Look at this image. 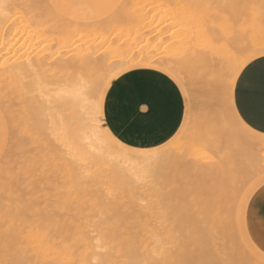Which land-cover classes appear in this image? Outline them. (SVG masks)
<instances>
[{"label":"bare ground","instance_id":"obj_1","mask_svg":"<svg viewBox=\"0 0 264 264\" xmlns=\"http://www.w3.org/2000/svg\"><path fill=\"white\" fill-rule=\"evenodd\" d=\"M138 1H132L135 8L129 11L126 10V1H124L125 3H121L123 4L121 7H117V9L115 8L116 10L111 12L109 18L104 17L106 18L105 21L101 22V20H104V18H101L100 23L96 22L97 28L100 29H95L94 26V30L90 26L89 29L91 28L92 30H89L87 27L90 21L84 23V21L78 19H74L75 21L72 19L70 21L67 20L63 23H58L59 20L54 19L53 21L51 20L52 25H50L48 18H53L56 14L54 16L50 14L51 12L47 8L48 5L46 6L43 0H0V45L5 48L12 41V45L17 46L18 49L16 55L14 54L15 58L12 63L0 71V111L7 117L12 126V140L9 142L13 145L10 146L8 144L5 152L11 151L15 143L17 149H20L21 153L26 155L27 160L32 159V164H29V167H33L29 168L31 173L38 165L37 170L40 168L43 174L52 172L50 177L53 182L60 177L59 181L63 185L61 187L62 185L60 184V187L61 190L64 189L62 192L58 191L59 187L56 186L58 188L56 190L61 195L62 193L64 194L62 198H60L61 196L58 197L59 194H57V199L59 200L60 198V203L62 201L59 205H63L64 211L75 210L72 219H61L54 230L44 229L42 233L29 231L22 222L14 223L19 224L17 227L19 231L14 229L17 232H13L12 235H0V264H158L157 257L166 258L167 256H172L170 252L166 251L164 243L159 240L160 232L158 230V221H156L157 218L155 220L150 218L154 210L150 213L145 211V207H142V201L140 200L144 183L141 185L140 182L146 179L143 178V174L147 173L143 170L144 168L149 170L157 166L158 162L166 160L167 157L165 155H169V149H172L173 145H176V147L173 146V150L174 148L177 150V145H179L180 141L175 139L183 131L184 133L187 130L190 132L188 126L191 123V116L188 113L185 114L184 122L179 130L180 133L171 139L175 140L174 144L172 143L170 146L168 141L163 145L151 148L130 146L116 138L107 127L103 128L104 126L100 125L102 123L103 106L107 91L114 80H117L123 74L135 70H155L174 79L177 76H174L176 74L174 73V64H176L174 57L177 59L184 55L182 53L179 56L174 55L180 52L174 50L177 52L173 51L174 53L171 52V54L167 52V55H169L163 56V61L160 60V57L150 56V54L145 55L146 50L144 51L143 49L142 51H139L141 49H136L135 51L137 52L130 55L136 40L138 39L140 42V39H142L137 36L138 32L136 31L146 26L149 29L155 16L160 15L155 25L157 24V29L159 27L161 31L173 26L174 20L178 18L174 13V2H171V0L167 1L173 5H171L172 7L162 5V7L160 6L161 8L158 7L159 10L155 7V11H150V14L149 8L153 7L150 3L156 5L155 3L161 2V0H149L148 2L143 1V3ZM141 4L146 6L150 4L151 6H147L149 10H146L147 7L146 9L143 6L138 7ZM142 8L143 10H141ZM160 12L162 13L160 14ZM49 14L51 17H48ZM147 14L148 16L150 15L151 19L146 24L145 16ZM239 29L236 36L240 39L241 45L237 47L236 52L232 53L228 59L223 60L220 58V53L213 52L211 56H209V52L206 54L207 50L211 49H207L206 52H200L201 50L194 51L192 52L193 55H190L192 62L194 61L193 63L199 66L204 65L202 62L206 59L208 64L213 65V67L218 66L222 71H226L225 75L227 78L225 79L227 80L225 82V75L224 77L222 75L218 79H213V81H205L202 77H198L195 81H198V90L203 92L205 96L215 91L221 94L219 87L223 85L225 96L229 93V99L232 104L234 102L236 79H232L230 90L225 85L232 77L233 70L237 64L243 63L250 56L249 63L262 57L259 53L261 49H264V43L247 40L244 31L241 30L242 33L240 34ZM87 32H89L88 36H85L87 39L83 40L84 42L86 40L83 51L60 59V61L54 62L52 60L51 52L54 49L59 51L74 42L76 45L79 41L76 39H79V37L83 39L82 37L84 36L81 35H85ZM91 32H94L93 35L95 37L92 36ZM131 32L136 37H133V40L131 39L128 42V39L124 41L123 36L128 35V33L132 34ZM90 33L91 37H89ZM65 35L68 37H64ZM170 35L172 36V34ZM145 36H143L144 40ZM121 39L123 42H121ZM147 39L144 42H148L150 36ZM217 39L219 40L216 35ZM213 40L209 39V41ZM164 41L161 42L164 43ZM139 42L138 44H141ZM213 43L211 44L212 47ZM207 44L209 45V43ZM146 45L149 44L146 43ZM101 50L102 52H100ZM138 51L140 55L143 53V56L138 57L139 59L135 60L136 63H134L135 61H130L132 57L130 60H126L129 55L133 56L136 54L138 56ZM152 52L153 50H150L149 53L153 54ZM239 53H246V59L236 58ZM252 53L257 54L252 55ZM108 54H111L109 58L114 57L115 59L117 57L118 63L109 62L111 59L107 57ZM158 54L160 53L157 52L155 55ZM179 58L176 61H179ZM114 59L112 60L114 61ZM172 70L173 72H171ZM236 75L239 76L240 74L237 73ZM176 78H179V76ZM184 84L180 85L182 87V90L181 87L180 90L186 96L187 104L190 105L188 97H190L191 91ZM215 87H218L217 90ZM215 93L213 97L217 99L218 96H215ZM210 94V97L206 98L209 106L214 99ZM93 95H97L98 99L97 97L96 99L99 100V103L95 101L96 103L91 105L89 100H92ZM91 111L95 116L91 117L93 115ZM231 112L232 116L239 121L245 130L254 132L239 118L233 105ZM220 129L223 133L228 132L225 127L222 129L221 126ZM214 133L216 134L217 132L214 131ZM257 135V137L253 138L252 144H250L255 149L251 156L255 164L254 168L259 169V173H263L264 171L260 170L264 165L260 160L264 161V155L262 157L260 155L256 156L255 146H257V150L259 146L264 147V139L261 138L264 136ZM24 138L30 140V143L35 145V147L32 149L23 148L21 141H25ZM99 141L103 142L102 144L100 142L103 146L98 145ZM104 144H109V146L105 147ZM110 144L116 148L113 149ZM102 148H105V152H103L104 149L101 150ZM30 152H32V155ZM34 164L37 165L34 166ZM205 164H203L204 166L202 165L204 168L199 165L203 168H200L203 175L208 174V172L211 173L220 167L216 163H214L216 166L212 163ZM152 170L148 171V176L149 174L153 176ZM53 173L59 177L53 176ZM261 173L259 181L257 180L258 182L243 194L240 193L238 198L237 196L235 197L233 192V200L226 196V192L228 191L229 193L230 191L227 183L228 185L231 183L228 179V182L224 183L228 187L225 186L227 190L224 194L226 195L222 193L224 191L216 194V190H212V192L215 191L214 198H216L213 199V204L210 203V205L204 206L205 208H210L207 214H205L207 210L203 206L202 209L198 208V211L201 210V212H203L204 208L203 214H205V217L202 214L201 224H198L195 220L192 222V219L191 221L183 219L185 228L179 224L183 230L186 229L181 252L185 254L187 251L189 252L188 254H190V251L191 253L193 252L189 259L194 255L193 258L196 259V263L193 261L192 264H229V260L234 258V260H237V258L239 261L241 260V263L243 258L245 262V259H247V264H264V253L254 245L245 227L246 209L250 198L257 188L264 184V175ZM219 176V174L216 175V177ZM52 177H56V180L54 181ZM45 179L46 177L44 181H46ZM213 179V183L220 181V178H218L219 180ZM153 181L151 179L150 182L154 184ZM208 183L210 187L211 182ZM147 184L145 183V185ZM233 184L235 185L236 182ZM233 184L232 186H234ZM219 186V189L223 190L224 186L223 188H221V184ZM147 187L148 189L146 190H149V186ZM202 189L200 188V190ZM156 193L159 194V198L160 192ZM197 197L196 207H201L198 204L203 198ZM146 198H142L144 203ZM205 198L208 199L207 196ZM236 199H238V203L235 206ZM156 200L158 199L156 198ZM207 201L205 200L204 204ZM193 202H191L192 205ZM188 205L189 209L191 205L189 203ZM150 208L153 209V207ZM85 209H89L90 212L86 214L88 211ZM193 210L195 211L194 208ZM234 210L235 212H233ZM91 211L96 213H91ZM189 211L191 210L189 209ZM196 213L199 214L197 211ZM184 214L186 215V212ZM164 217L163 220L165 221ZM173 221L177 225V221ZM167 223L165 222V224ZM169 225L174 230L175 224L169 223ZM169 225L167 224L168 227ZM188 225L190 226L189 229ZM168 227H165V229ZM164 230L163 232L166 233ZM168 232L173 234L174 231L171 232V229H169ZM168 232L166 234H169ZM237 239L239 240L237 241ZM237 242H241L244 247V250L240 249L242 246L239 247L242 253L237 252L238 249L235 252L238 246ZM178 245L181 244L179 243ZM239 245L241 244L239 243ZM235 254L239 255L240 258L239 256L236 257ZM183 258H188V256H183ZM189 259L186 260L188 261ZM187 261L181 262V264H191V262L189 263L188 261L187 263ZM230 264H232V261Z\"/></svg>","mask_w":264,"mask_h":264},{"label":"rangeland","instance_id":"obj_2","mask_svg":"<svg viewBox=\"0 0 264 264\" xmlns=\"http://www.w3.org/2000/svg\"><path fill=\"white\" fill-rule=\"evenodd\" d=\"M124 1H126V3ZM132 1L133 0H128V1L127 0H45V1L43 0V3L46 4V6L48 5L47 8H49V11L51 12L50 14L52 16L56 14L53 18H48L50 23L51 20L53 21L54 19L59 20L58 23L60 22L63 23L66 22L67 20L68 21H70L71 19L74 20V18L76 17V19L82 20L84 21V23L90 21L89 26L87 27L88 29L90 26L92 29L94 28L100 29L97 28L98 26H96V22L100 23V19L101 18L103 19L104 17L109 18L111 12L116 10L117 7H121V5H123L124 3L127 6L126 7L127 11L132 10V8H135L132 4ZM139 1H142L140 3H143V1L148 2L149 0H139ZM171 2H174V13L178 17L177 20L176 19L174 20L175 21L174 25L162 29L163 32L159 30V27L157 29V24L155 25V23L157 22L156 20L159 19L158 16L160 15L158 14L157 17L155 16L154 19L152 20L149 29L148 26H146L136 31L138 32V35L136 34L138 37L143 39V36L146 35L145 36L146 37L145 40H146L147 37L150 36V40L148 42H150L151 40L153 41L148 43V42H144L145 41L144 39L143 40L140 39L139 42L137 39L136 42L134 43L136 46L133 45L134 48L132 53L130 54L132 55L133 53H136L137 52L135 51L136 49L137 50L141 49L139 51H142L143 49L144 51L145 50L147 51V53L145 51V55L150 54V56L160 57V60L162 61L164 59L163 56L165 55L168 56L169 54H171V52L174 53L180 51L179 53L177 52L174 55L179 56L181 53L186 55V56L183 55L182 56L183 58L181 56L180 58L178 57L179 61H176L178 58L176 59L174 57L175 60L174 62L176 63L174 64V73H176L174 76L177 75L179 76V78H176L177 77L176 76L173 79L168 75H163L161 73L155 72L158 73V75H163L164 77L167 76V78L172 82L173 85L176 86L177 90L180 93L182 117L180 119L178 128L175 129L174 133L171 132L169 137L167 138V141H169L170 146L175 140L177 141V139L178 141H180V143H178L179 145H177L178 146L177 150H175L174 148L175 152L173 150V146L176 147V145H173L172 149L171 148L169 149L170 150L169 155L167 153L166 154L168 156L165 155L167 157V158L165 157L166 160H162L161 162H158L159 164L157 163V166H155L156 168L149 167L150 168L149 170L153 169L152 171L154 177L151 176L150 174L148 176L147 173L149 170H147L148 168H144L143 170L146 171L147 173L143 174V178H146L145 179L146 181L144 180L143 182H140L141 185L142 183H144L142 185L143 187L141 191L143 194L141 193L142 194L141 197L146 198L147 195V198L144 199L145 203L140 197L141 200L140 199L139 200L142 201V205H143L141 206L145 207V211H148L150 213L152 210H154V212L152 211L151 213L152 216H150V218L152 220L153 219L155 220V218H157L156 221H158V230L160 232L159 240H161L164 243L166 251L172 254V256L170 257L167 256L166 258L157 257L158 264L160 263L181 264V262H186L187 261L186 259L190 258L189 256L192 255L193 252L191 253L190 250H189L190 254H188L189 253L188 251L186 252V254L181 252V250H183L182 242L185 239L184 234L186 232L185 231L186 229L183 230V228H181L183 226L185 228V223H184L185 221L183 219L185 220L189 219L190 221L192 219V222H194L195 220V222L201 224L203 215L205 217V214H207L210 210L209 207L205 208L204 206L210 205V203L213 204L214 203L213 199L216 198V197L214 198L215 191L212 192V190H216V194H220L222 191H224L222 192L224 194L225 191L227 190L225 189L226 184L224 185V183L225 182L227 183L229 179V182H231L232 184L236 182V184L235 185L233 184L234 186H232L231 183H230L231 185L230 184L228 185L227 183V186H229V188L227 186L226 187L228 188V190L230 189V191L229 193L227 191L226 192L227 195L226 194L224 195L229 196L228 198L232 199L235 193V197L237 196L238 198L240 193L243 194L244 192H246L247 189L254 186L259 181L258 179L260 178V173H261V172L259 173L258 171L259 169L254 168L255 164L252 160L251 155H253L252 153H254L255 149L253 145H250L253 142V138L257 137L258 136L257 134L259 133L255 131L250 132L249 130H245L241 126L239 121L232 116L233 114L231 112V108L232 105L234 106V102L233 104L231 103L229 99L230 97L229 93L225 96V92L223 88L224 86L223 85H220V87L218 86L219 92H221V94H219L218 91H215L216 93L214 92L215 96H218L217 99L216 97L215 98L213 97L214 93L212 94L209 93L211 97L214 98L211 101L212 103L210 106L207 105L208 101L206 100V98L210 97L209 94L206 95L207 96L206 97L203 94V92L198 90V86H197L198 81H195V79H198V77H202L203 79H205V81L208 80L213 81V79L216 78L218 79L222 77V75L224 77L226 71L225 70L222 71L221 68H218V66L213 67V65L208 64V61L206 59L205 61L202 62L204 63V65L199 66L196 63H193L194 61L192 62L190 55H193L192 52L194 51L201 50L200 52L203 51L206 52L207 49H211L209 51L207 50L206 54H208L209 52L210 54L209 56H211V53L213 52L220 53V58H222L223 60L228 59L232 53L236 52L237 47L241 45L240 39H238V37L236 36L239 27H240L239 29L240 34L242 33L241 30H243L245 36L247 37V40L255 41L258 43L260 42L264 43V0H171ZM71 3H75V5H72ZM93 3L95 4V6H97L95 8L97 12H95L94 14H90V5H92ZM150 4L153 5L152 8H149L151 6ZM150 4L147 5L149 7L142 4L140 6L138 5V7L140 8L143 6L145 7L144 9H146L147 7L146 10L150 9L149 10V14H150L152 11H155L154 10L155 7L157 8V10H159L158 7L161 8L162 5H168V6L172 5L171 3L169 4L167 0L165 2L164 0L163 1L161 0V2L155 3L156 5H154L153 3ZM158 4L160 5L157 6ZM74 7L76 8V11L74 14H71L72 9ZM141 10H143V8ZM66 11H69L70 13H66ZM161 13L162 12H160V14ZM50 14L48 17H51ZM147 16L148 14L145 16L146 24L151 19L150 15L148 17ZM106 18H104V20H101V22L105 21ZM50 25H52V23ZM142 31H146V32L143 33ZM89 32H87L85 35H81L84 36L82 37L83 39H81V37H79V39H76L77 41L78 40L79 41L78 42L76 41L77 42L76 45L74 44L75 43L74 42L73 43L74 46L73 44L72 45L69 44L68 47L61 48L62 51L61 49L59 51L57 50L58 52L54 49L51 52V57H53L52 60H54V62L60 61V59L69 57L72 54L83 51L85 49L84 44L86 42V40L85 42L83 40L85 38L87 39V37L85 36H88ZM91 33L89 37H91ZM93 34L94 32L92 33V36L95 37ZM170 34H172V36ZM152 35L154 36L152 37ZM216 35L219 38V40L217 39L218 41L216 40ZM64 37H66V35ZM133 37H136L134 33L132 34L128 33V35L123 36V40L126 41L128 39L127 40L128 42ZM159 38H161L160 39L161 41L165 40L164 43L161 42ZM163 38L166 39L163 40ZM209 39L212 40L214 39V40L209 41ZM123 40L121 39V42H123ZM138 42L141 44H138ZM206 42L209 43V45ZM146 43L149 45H146ZM212 43H213V47L211 45ZM143 45L145 47H141ZM171 47L173 49H169ZM204 47H206V49H204ZM17 50H18L17 46H13L12 41L9 42V44L6 45L5 48L1 47L0 45V71L12 63V60L15 58L14 54L16 55ZM102 50L100 52H102ZM150 50L151 51L153 50L152 52L153 54L149 53ZM139 51H138L139 53L138 56L136 54H134L133 56L129 55L126 60L128 59L130 60L131 57H132L130 60L131 62L138 60L141 56H143V53H141L142 55H140ZM157 52L160 54L155 55ZM167 52L169 53L168 55ZM109 55L111 54L107 55L108 58L110 57ZM246 55H247L246 53H239L236 58L241 57L242 59H246L245 58ZM116 58L117 57H115V59L114 57L109 58L111 59L109 60V62L111 61L114 64L118 63L117 62L118 60ZM112 59H114V61ZM134 63H136V61ZM171 72H173V70ZM181 76H183L182 77L183 79L184 76L186 77L184 81L181 78ZM225 78H227L226 75L224 77V82L225 80H227ZM180 80H182L183 82L182 81L180 82ZM183 84L188 86L187 87L188 90L191 91L190 97H188L190 100V105L187 104L186 96H184L183 92L181 91L182 87L180 85ZM218 87H215L216 90ZM110 88L107 91V95L108 92L110 91ZM96 97L97 95L95 96L93 95L91 98L92 100H89V103L91 102L90 103L91 105L99 101L97 100L98 97L97 99ZM104 105H105V101H104ZM186 113H188L189 116H191L190 117L191 123H189L190 127L188 126L190 132L189 130H187V132L189 133L187 132L184 133L183 131L184 134L181 132L182 133L181 135L179 130L184 122V117ZM92 114L91 117L95 116L94 113ZM0 117H1L0 119V235H12L13 232L19 231L17 228L19 224H14L19 222L24 223L27 226V229L34 233H42V230L44 229L54 230L58 225V221H60L61 219H72L75 214V210L71 209L69 211H64L62 208L63 205L61 206L59 205L62 203V201L60 203L59 200L60 198H62L64 194L62 193L61 195L60 192L58 193V191L62 192V190L64 189L63 188L61 190V187H63V185L59 181L61 178L59 176L58 178L53 173V176L55 175L58 178L57 180L59 181V183H57L58 181L56 180V177H52L54 181L56 180L55 182H53L50 177L52 176L51 174L52 172L50 171L49 174L48 173L43 174L40 168L39 170H37L38 168L37 164H34V166L37 165V167H35L34 170L31 169L32 170L31 173L29 168H33V167H29L30 166L29 164H32V159L30 158L27 160V158L25 157L26 155H23L21 153V150L17 149L15 143L11 151L6 153L5 150L8 144L10 146L13 145L11 142H9L12 140V126L11 123L8 121L7 117L1 111H0ZM105 122L106 119H105L104 106H103V117H102V123L100 124L102 127L104 126L103 128H106ZM221 126L222 129L223 127L227 128L226 130H228V132L223 133V131L220 129ZM214 131H216L217 133L215 134ZM112 134L116 138H118L113 132ZM177 134L179 135L177 136ZM259 135L264 136L262 134ZM175 136H177L176 139L171 140ZM248 137L250 140L248 139ZM24 140L25 141H21V145L23 148L32 149L35 147V145L30 143V140H27L25 138ZM100 142L101 144L103 143L102 141H99L98 145L100 144ZM159 144L161 143H158L157 145ZM104 145L105 147L109 146V144H104ZM110 146L113 149L116 148L115 146L113 147L111 144ZM152 146H156V145L155 144L150 145L147 146L146 148H151ZM133 147H142V146H133ZM255 148H256L255 151L256 156L260 155L262 157L264 155V147L259 146L258 150H257V146H255ZM103 149H104L103 152H105V148H102L101 150ZM33 152L35 153V151ZM30 153L32 155V152ZM260 161L264 165V161L262 159ZM205 163L206 164L212 163L213 165L214 163H216L217 165L220 166L218 168L219 171H217L218 169H216L215 170L216 172L212 170L213 172L211 173L208 172V174L205 175L201 174L202 171L200 170L201 168L200 166H202ZM216 164L214 166H216ZM262 170L264 171V167H262L260 171ZM263 173L261 174L264 175ZM217 174H219L220 176L216 177ZM45 177H46L45 179L46 181H44ZM150 178L154 180L153 181L154 184L150 182L151 181ZM213 178H215V180L220 178V181L219 182L215 181L216 183H213L212 182V180H214ZM221 178H223L222 181ZM62 180L64 181V179ZM148 180L150 181L148 182ZM208 182H211L210 187L208 186L209 184ZM222 182L224 188L222 186ZM145 183L147 185H145ZM60 184L62 185L61 187ZM219 184H221L222 186L221 188H223V190L219 189L220 188ZM56 186H58L59 189ZM147 186H149L150 192L149 190H146L148 189ZM199 187L203 189L200 190ZM56 189H58V191ZM202 191L204 192L202 193ZM156 192H160L159 198H158L159 194H157ZM145 193L147 194L145 195ZM57 194H59L58 197L61 196L59 200L57 199L58 198ZM203 195L207 196L208 199L205 198V196L201 197ZM193 196H195L194 198L196 199H194ZM197 196L203 198V199L199 198L201 199V201H199L201 205L200 204L198 205L201 207L198 206L196 207V202L198 201ZM210 197L211 199H209ZM156 198L158 200H156ZM205 200H208L206 204H204ZM237 200L238 199H236V201ZM191 202H193V205L191 204ZM188 203L191 205L189 207L191 211H189L187 207ZM236 203H238V201L235 202V206L237 205ZM154 206H157L158 208L157 207L154 208ZM202 206L207 210L205 211L206 212L205 214H203L204 208L202 210L203 212H201V210L198 211V208L202 209ZM150 207H153V209ZM193 208L195 209V211L193 210ZM89 209L88 210L85 209L88 211L86 212V214L90 212ZM164 210L166 211L164 212ZM196 211L199 212V214H197ZM94 212L95 211H91V213ZM185 212L186 215L184 214ZM190 212L192 213L190 214ZM233 212H235V210ZM163 217L165 221L163 220ZM173 220L177 221L178 226L176 225V222ZM165 222L166 223L168 222L167 223L168 225L169 223L175 224L174 230L172 229L173 227L171 225H169L168 227L167 224H165ZM164 224L165 227H168L167 229H165ZM179 224H181V227L179 226ZM187 227L188 229L190 228L189 225ZM14 229H16L17 231ZM169 229H171V232L174 231L173 234L168 232ZM163 230L166 231V233L168 232L169 234L164 233ZM238 240L239 239H237V241ZM179 243L181 245H178ZM239 243L241 245H239ZM236 244H238L237 246L238 248L236 247L235 252L238 249L237 252L242 253L240 251V249L244 250L242 243L237 242ZM240 246H242V248ZM239 255L235 254L236 257H238ZM183 256L184 257L188 256V258L184 259ZM193 257L194 255L191 256V259L188 260L189 263L191 262V264L193 261L194 263H196L195 261L196 259H194ZM182 259L186 261H183ZM234 259L233 260L230 259L229 262L231 263L232 261V264L233 263L237 264L239 259L237 258L238 261ZM245 260L246 262L242 258V263L240 262L241 261L240 260L238 264H247V259Z\"/></svg>","mask_w":264,"mask_h":264},{"label":"crops","instance_id":"obj_3","mask_svg":"<svg viewBox=\"0 0 264 264\" xmlns=\"http://www.w3.org/2000/svg\"><path fill=\"white\" fill-rule=\"evenodd\" d=\"M96 7L94 3L90 5V14L97 12ZM75 11L74 7L71 14ZM262 60L264 56L252 62L260 63ZM155 72L161 73L155 70H135L122 75L112 83L106 97V127L128 145L147 147L155 144L152 147H158L167 143L170 133H174L179 126L182 117L180 93L167 76H163L166 74L158 75ZM262 103L264 87L261 86L259 78L254 83H240L237 79L234 89L235 111L250 129L264 135V120L260 115ZM250 109L254 110L255 115L250 114ZM158 143L161 144L157 145ZM262 189L264 184L250 198L245 227L254 245L264 253V200L259 196Z\"/></svg>","mask_w":264,"mask_h":264},{"label":"snow or ice","instance_id":"obj_4","mask_svg":"<svg viewBox=\"0 0 264 264\" xmlns=\"http://www.w3.org/2000/svg\"><path fill=\"white\" fill-rule=\"evenodd\" d=\"M257 53H252V55H256ZM260 55L264 56V49H261ZM251 59V56L248 57L243 63L237 64L235 69L233 70L232 77L229 79L225 87L227 89H231V80L232 79H238L240 83L245 82H252L254 83L257 78H259L260 84L262 87H264V60H262L260 63H249V60ZM239 73L240 75L237 76L236 74ZM165 84L167 81L164 82ZM163 86V85H162ZM99 103V102H97ZM244 108L242 107V114H243ZM251 115H255L254 110H249ZM260 115L262 120H264V103L260 106ZM245 119H248L247 116H245ZM251 122V121H249ZM264 139V137H261ZM259 196L262 200H264V189L261 190L259 193ZM262 247H264V240H262Z\"/></svg>","mask_w":264,"mask_h":264}]
</instances>
